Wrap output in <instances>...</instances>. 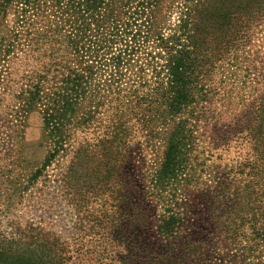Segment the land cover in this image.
Wrapping results in <instances>:
<instances>
[{
  "label": "trees",
  "instance_id": "obj_1",
  "mask_svg": "<svg viewBox=\"0 0 264 264\" xmlns=\"http://www.w3.org/2000/svg\"><path fill=\"white\" fill-rule=\"evenodd\" d=\"M237 3L250 15L264 6V0ZM216 4L0 0L1 24L11 18L0 34V143L22 144L27 119L40 114L47 155L32 179L67 159L62 181L76 194L100 184L111 189L121 207L103 252L119 253L121 264H264V94L218 133L217 143L213 137L216 149L238 153L202 194L219 248L208 246L203 226L191 220L194 232L181 235L186 212L170 208L155 224L147 208L130 199L129 174L142 142L163 144L153 177L161 193L185 169L193 150L188 122L205 118L214 96ZM230 13L222 15L221 28L230 24ZM149 226L157 241L146 237ZM81 239L75 249L46 236L10 239L0 232V264H94L77 253L86 246Z\"/></svg>",
  "mask_w": 264,
  "mask_h": 264
},
{
  "label": "rangeland",
  "instance_id": "obj_2",
  "mask_svg": "<svg viewBox=\"0 0 264 264\" xmlns=\"http://www.w3.org/2000/svg\"><path fill=\"white\" fill-rule=\"evenodd\" d=\"M238 1L217 0L214 5V30L210 34V44L217 55L215 67L210 72L214 96L207 103L206 117L188 122V129L193 131L188 143L193 150L186 157L181 176L162 193L156 188L153 177L162 165L164 147L146 139H140L147 142H142L141 150L135 151L134 169L129 174L135 191L130 194L131 202L147 208L148 219L157 224L160 215L170 208L186 212L188 218L179 230L181 235L184 236L187 229L191 232L187 227L189 220L196 225L199 223L204 229L203 236L210 237L208 246L213 250H216L215 245L220 247V242L212 233L213 225L206 224L209 203L204 201L202 194L214 186L215 176L223 174L225 164L238 155L234 148L227 146L216 149L213 137L217 143L218 133L227 129L244 109L264 94V6L250 15V9L242 8ZM227 11L232 15L230 24L221 28L225 23L222 15ZM10 23L11 18L7 26L0 21V34L7 32ZM26 125L22 144L0 143V232L10 239L46 236L73 247L76 240L80 242L85 237L84 251L77 252L80 257L94 264H121L119 253H104L106 247L102 243L104 235L113 228L112 224L117 223L121 207V202L115 199L117 195L101 184V188H85L76 194L62 181L67 159L55 160L33 180L34 172L42 168L47 155L42 145L41 115L31 114ZM146 231V237L158 240L155 227L151 230L149 226ZM103 258L105 261L99 263Z\"/></svg>",
  "mask_w": 264,
  "mask_h": 264
}]
</instances>
